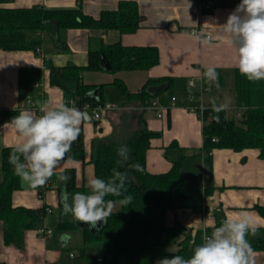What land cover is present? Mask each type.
<instances>
[{"label": "crops", "instance_id": "obj_1", "mask_svg": "<svg viewBox=\"0 0 264 264\" xmlns=\"http://www.w3.org/2000/svg\"><path fill=\"white\" fill-rule=\"evenodd\" d=\"M123 1L136 2L138 5L141 21L136 33L69 29L61 33L68 52L57 49L48 36H45L43 46L36 52L0 50V184L3 180L2 150L13 147L21 140L11 122L2 119L1 112L31 111L39 115L41 105L51 108L60 104L71 106L70 100H74L61 88L50 84L51 68L70 65L86 68L90 52L117 43L125 47H156L161 58L159 65L148 71L112 73L104 59L103 70L83 71V83L104 86L103 102L115 108L105 112L102 120L96 122L93 114L82 109L74 100L76 108L87 113L79 135L84 158L61 161L48 181L51 188L43 198L39 195L38 187L22 181V189L15 191L12 198L15 208H50L52 213H47L39 226L52 230L53 234L43 238L38 236L36 229L27 230L24 246L19 248L5 243L3 223L0 221V264H71L68 251L74 250L70 254L76 257V251L82 244L83 231L80 228L58 229L60 223L70 222L73 218L71 214H64L62 197L66 193L71 201V196L76 192H89L88 181L96 177L95 166L91 161L94 140L126 145L141 129L160 133L159 137L151 140L146 166L152 174H163L172 168L179 154L177 148L170 149L173 142L186 152L203 147V123L192 112L194 108L201 105L209 108L213 107V103L218 106L230 102L226 112L229 116H236L249 107L264 106V80L252 82L239 73L235 67V48L226 43L227 34L222 27L241 0H11L5 6L30 8L38 5L49 9L81 6L85 15L98 20L103 12L117 11ZM206 2L212 4L204 5ZM193 29L199 30V39L191 33ZM206 36H210V39ZM209 66L215 67L219 73V87L210 86L202 78L203 71ZM25 68L43 72L41 82L32 84L29 93L20 91V71ZM165 77L172 78L174 86L159 101L168 106L171 99L176 98V105L163 118H158L155 111L143 108L138 102L128 100L114 86L115 81H121L130 93L135 94L149 80ZM189 80L195 81V87L191 90L188 87ZM91 95L99 97V89ZM211 158L215 189L204 198L202 209L192 208L198 206V201L189 207L169 210L165 216L167 227L179 223L185 228L182 238H190L188 258L194 248L202 243V237L206 233L210 234L216 226L217 211L224 213L226 218L249 212L255 222L264 225V218L255 210L257 205L264 207V159L260 157V151L215 149ZM71 172L74 173L75 186L67 189L70 179L62 184L57 177L61 173L70 177ZM118 209L119 206H116L113 212ZM177 249L176 245L169 247L170 252H176ZM94 254L102 256L101 251ZM255 264H264V252H255Z\"/></svg>", "mask_w": 264, "mask_h": 264}, {"label": "trees", "instance_id": "obj_2", "mask_svg": "<svg viewBox=\"0 0 264 264\" xmlns=\"http://www.w3.org/2000/svg\"><path fill=\"white\" fill-rule=\"evenodd\" d=\"M11 0H0V50L3 51H37L48 36L54 46L63 52L69 49L61 37L64 30L69 29H101L117 30L123 34L136 33L140 27L141 18L136 2L123 1L117 11L103 12L100 19L95 20L83 13L82 7L71 9H49L41 6L30 8H10L5 5ZM102 59L110 66L112 73L119 71H148L160 63V52L156 47H125L120 43L105 46L100 51L90 52L89 65L86 68L66 66L53 67L50 70V84L61 88L66 94L76 100L81 107L89 104L92 108L104 105L102 89L86 85L82 80L85 69L91 71L103 70ZM43 72L39 69L25 68L20 71V91L29 93L32 84L40 83ZM114 86L130 101L138 102L143 108L150 106L153 100H161L173 86L172 78L149 80L142 90L132 94L121 81H115ZM99 89V97L91 94ZM19 111L4 110L3 120L11 122ZM242 118L229 116L226 111L215 112L213 107L204 111L203 147L200 150L186 152L172 143L170 149L177 148L178 156L174 159L172 168L163 174H152L147 170V151L151 140L161 134L141 129L127 142L131 150V159L120 166L117 149L122 145L113 141L96 139L92 144L91 161L95 166V175L107 179L112 175V169L117 168L128 175L126 195L133 197L132 203L112 212L107 223L90 229L88 225L73 218L70 222L60 223L58 229H82L83 239L76 251V257L71 258V264H98L94 252L101 251L103 264H156V261L174 255L188 258L190 253V238H182L185 228L177 223L167 227L165 216L167 211L189 207L199 201L194 209H202L206 196L214 191L213 163L211 153L215 149H231L241 152L247 149H258L264 159V106L249 107L241 112ZM218 118V119H217ZM217 139V141H213ZM13 147L2 150L3 180L0 184V221L3 223L4 241L7 245L22 248L25 243V232L40 227L47 215L45 209L15 208L12 203L13 193L22 189L21 180L15 174L14 167L9 163ZM70 158L83 159L84 149L81 138L72 146L68 154ZM138 164L140 170L131 167ZM70 184L67 189L75 186L74 173L70 174ZM51 188L49 182L38 187L39 195L44 197ZM122 197L108 196L106 200L118 201ZM255 210L264 218V207L255 206ZM216 226L226 218L221 211L215 213ZM254 252H264V228H258L255 237L249 235ZM176 245V252H170L169 247ZM93 252V253H91Z\"/></svg>", "mask_w": 264, "mask_h": 264}, {"label": "clouds", "instance_id": "obj_3", "mask_svg": "<svg viewBox=\"0 0 264 264\" xmlns=\"http://www.w3.org/2000/svg\"><path fill=\"white\" fill-rule=\"evenodd\" d=\"M222 27L227 34L226 43L235 48V67L239 73L252 82L264 80V0H241ZM193 36L199 39L195 33ZM202 78L210 86L219 87V73L215 67H207ZM188 87L189 90L195 87V81L189 80ZM229 103L218 106L213 103V110L217 113L226 111ZM39 112V115H34L31 111H22L11 120V126L21 140L13 146L9 163L20 180L32 187L45 185L61 161L70 158L68 154L87 119L85 111L66 104L55 108L41 105ZM130 152L127 145H121L117 149V164L123 166L128 163ZM131 167L140 170L138 164ZM57 178L62 184L70 179L64 173ZM127 181V173L117 168L112 169V175L107 179L91 178L88 181L89 192H76L71 201L68 194L63 195L64 214H71L75 221L99 230L98 223H107L116 203L122 207L132 203L133 197L126 195ZM108 196L122 198L106 200ZM261 226L264 225L255 222L251 213L240 212L235 218H225L210 234L206 233L189 258L174 255L164 257L156 264H255V252L247 237H255Z\"/></svg>", "mask_w": 264, "mask_h": 264}, {"label": "built area", "instance_id": "obj_4", "mask_svg": "<svg viewBox=\"0 0 264 264\" xmlns=\"http://www.w3.org/2000/svg\"><path fill=\"white\" fill-rule=\"evenodd\" d=\"M203 4L204 5H211L212 3L211 2H209V3L206 2V3H203ZM203 4H201V5H203ZM191 33L192 34L195 33L197 36H200V32H199L198 29L191 30ZM206 38L210 39V36H206ZM70 105L76 107V102L74 100H70ZM175 105H176V98H172L171 99V103L168 106H165L159 100H153L151 102L150 106H148L145 109H149V110L155 111L158 118H163L168 111H170L173 107H175ZM81 108L84 109L85 111L91 112L93 114V119L96 122H99V121L102 120L103 114L105 112L111 111L113 108H115V106L111 105V104H104L102 106H98L96 108H92L89 104H86V105L82 106ZM205 109H206V107L201 105V106H199L197 108H194L192 110L193 113H196L199 116V118L202 121L203 125H204L205 122H209L210 121L209 119H208V121L204 120V111H205ZM241 116H242V114H241V112H239L236 115V118L237 119H241L242 118ZM0 128H1V124H0ZM213 141L216 142L217 139H213ZM47 213H52V210L50 208H47ZM36 232H37L39 237H43V238H47V237H49V236H51L53 234L52 230L44 228V227H41V226L36 229ZM70 256H71V258H74V254H71ZM97 262H98V264H103V258L99 257Z\"/></svg>", "mask_w": 264, "mask_h": 264}, {"label": "water", "instance_id": "obj_5", "mask_svg": "<svg viewBox=\"0 0 264 264\" xmlns=\"http://www.w3.org/2000/svg\"><path fill=\"white\" fill-rule=\"evenodd\" d=\"M103 63H104V61H103ZM104 65H106V63H104ZM88 116H90V117H91V115H90V114H88ZM100 223H101V222H99V223H98V226H100ZM86 225H87V224H82V226H86Z\"/></svg>", "mask_w": 264, "mask_h": 264}, {"label": "rangeland", "instance_id": "obj_6", "mask_svg": "<svg viewBox=\"0 0 264 264\" xmlns=\"http://www.w3.org/2000/svg\"><path fill=\"white\" fill-rule=\"evenodd\" d=\"M116 206L118 207L119 206V204H115V206H114V209L116 208ZM98 251H96V253H97Z\"/></svg>", "mask_w": 264, "mask_h": 264}]
</instances>
